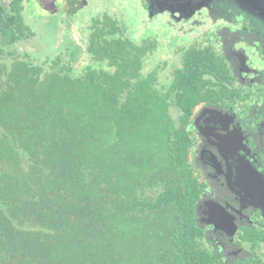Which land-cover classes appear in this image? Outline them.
<instances>
[{
  "label": "trees",
  "instance_id": "1",
  "mask_svg": "<svg viewBox=\"0 0 264 264\" xmlns=\"http://www.w3.org/2000/svg\"><path fill=\"white\" fill-rule=\"evenodd\" d=\"M25 1L0 0V264H231L203 244L205 196L169 114L204 99L188 82L220 63L192 54L197 73L163 95L143 71L152 43L107 13L83 67L67 44L36 60Z\"/></svg>",
  "mask_w": 264,
  "mask_h": 264
},
{
  "label": "flooded vegetation",
  "instance_id": "2",
  "mask_svg": "<svg viewBox=\"0 0 264 264\" xmlns=\"http://www.w3.org/2000/svg\"><path fill=\"white\" fill-rule=\"evenodd\" d=\"M90 1L38 0V5L45 7L50 20L70 29L69 20L87 12ZM115 1L117 17L107 9L90 23L107 13L123 25L131 41L152 43L143 71L145 76L155 73L154 84L163 95L180 73H197V63L186 61L196 52L209 51L222 66L221 72L208 71L188 82L196 92L199 86L204 98L188 114L181 113L177 122L175 103L169 114L187 135V168L198 176L200 197L207 198L198 214L205 223L203 244L231 264H264V0H140V28H133L126 16L120 18L128 0ZM157 23L163 25L156 26L161 39L171 35L167 45L187 43L176 49L175 64L155 62L161 51L153 31ZM190 32L201 34L189 39L185 34ZM182 77L177 90L185 87Z\"/></svg>",
  "mask_w": 264,
  "mask_h": 264
},
{
  "label": "rangeland",
  "instance_id": "3",
  "mask_svg": "<svg viewBox=\"0 0 264 264\" xmlns=\"http://www.w3.org/2000/svg\"><path fill=\"white\" fill-rule=\"evenodd\" d=\"M122 1L125 2V0ZM139 1L140 0H128L129 6L127 8L124 6V9L126 8L123 14L124 17H120L122 19L127 17L128 20L131 21V24H135L133 28H136V26L137 28L141 27V24L138 23V19L141 17L143 12H140L142 11V7H140L141 5ZM135 2H137V4H135ZM38 3V0L25 1V19H28L31 22L32 30L36 38L24 44L23 50L30 53V55L35 56L36 60H40L43 56H52L53 53L55 54L58 49L62 48L61 46L67 44L66 47L70 48L74 52L75 57L77 56L74 62L75 68L77 69L83 67L87 62V56L85 54V41L87 40L86 28L90 24L91 17L99 12L106 11L107 9H111L109 13L112 15H115L113 13H116L114 11V5L116 4L115 0H91L89 2V5H91L90 9L87 12L79 14L74 20H69L71 25L70 29H68L63 28V25H61L59 21L53 22L50 20L49 17L52 16L47 13L44 9L45 7H41ZM120 6L123 7L122 4ZM117 9L120 10L119 7ZM156 26L163 27V25L162 23H157L153 27L155 37H157L161 46V51L158 49L159 56L156 58L155 62L160 59H165L167 64L177 63L179 56L176 49L178 46H186L187 43L180 42L177 46L175 44L167 45V38L171 35L166 33L164 38L161 39V31L158 30ZM200 34L201 33L199 32H190L186 33L185 36L189 37V39H193L194 37L197 38ZM135 36V38H137V33ZM152 66V63L148 64L146 69H150ZM190 163L193 165V159L190 160Z\"/></svg>",
  "mask_w": 264,
  "mask_h": 264
},
{
  "label": "water",
  "instance_id": "4",
  "mask_svg": "<svg viewBox=\"0 0 264 264\" xmlns=\"http://www.w3.org/2000/svg\"><path fill=\"white\" fill-rule=\"evenodd\" d=\"M200 1H203V0H195V2H200ZM206 197H205V199H204V204L206 205L208 202H206ZM210 205V204H209Z\"/></svg>",
  "mask_w": 264,
  "mask_h": 264
}]
</instances>
